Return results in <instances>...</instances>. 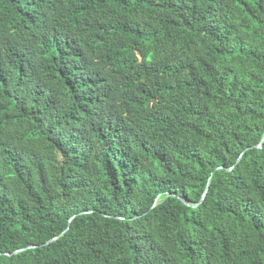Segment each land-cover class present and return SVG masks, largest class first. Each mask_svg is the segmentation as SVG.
<instances>
[{
    "label": "trees",
    "instance_id": "1",
    "mask_svg": "<svg viewBox=\"0 0 264 264\" xmlns=\"http://www.w3.org/2000/svg\"><path fill=\"white\" fill-rule=\"evenodd\" d=\"M0 264H264V0H0Z\"/></svg>",
    "mask_w": 264,
    "mask_h": 264
},
{
    "label": "water",
    "instance_id": "2",
    "mask_svg": "<svg viewBox=\"0 0 264 264\" xmlns=\"http://www.w3.org/2000/svg\"><path fill=\"white\" fill-rule=\"evenodd\" d=\"M69 230V228L63 233V235L65 234V233H67V231ZM56 239H54V240H52V241H55ZM22 251V250H21ZM20 252V251H19Z\"/></svg>",
    "mask_w": 264,
    "mask_h": 264
}]
</instances>
